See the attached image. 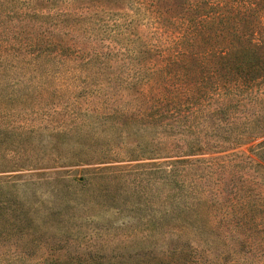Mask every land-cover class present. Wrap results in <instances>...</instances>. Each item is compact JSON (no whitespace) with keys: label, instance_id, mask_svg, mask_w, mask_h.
Masks as SVG:
<instances>
[{"label":"rangeland","instance_id":"obj_1","mask_svg":"<svg viewBox=\"0 0 264 264\" xmlns=\"http://www.w3.org/2000/svg\"><path fill=\"white\" fill-rule=\"evenodd\" d=\"M142 1L0 0V264H264V88L182 95Z\"/></svg>","mask_w":264,"mask_h":264},{"label":"trees","instance_id":"obj_2","mask_svg":"<svg viewBox=\"0 0 264 264\" xmlns=\"http://www.w3.org/2000/svg\"><path fill=\"white\" fill-rule=\"evenodd\" d=\"M149 1L177 33L166 68L182 95L264 88V0Z\"/></svg>","mask_w":264,"mask_h":264}]
</instances>
